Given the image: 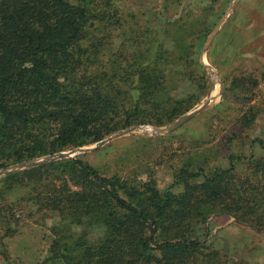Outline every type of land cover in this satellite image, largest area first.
Here are the masks:
<instances>
[{"label":"trees","instance_id":"1","mask_svg":"<svg viewBox=\"0 0 264 264\" xmlns=\"http://www.w3.org/2000/svg\"><path fill=\"white\" fill-rule=\"evenodd\" d=\"M116 1L0 0V168L99 141L131 124L126 116L116 121L123 89L115 99L107 79H76L101 53L99 36H107ZM138 72L142 89L162 93L163 76L157 83L151 71ZM133 103L134 111L141 108L139 97ZM242 121L248 127L253 117L245 114ZM228 158L229 167L209 175L180 169L179 193L161 192L151 181L127 185L78 158L45 161L5 177L33 182L36 211L62 216L63 225L50 229L56 237L50 255L39 264H215L219 252L194 235L212 212L264 232V159L250 155L251 172L240 177L234 167L239 156ZM200 176L201 182L188 181ZM90 228L100 230L93 240L84 237Z\"/></svg>","mask_w":264,"mask_h":264},{"label":"rangeland","instance_id":"2","mask_svg":"<svg viewBox=\"0 0 264 264\" xmlns=\"http://www.w3.org/2000/svg\"><path fill=\"white\" fill-rule=\"evenodd\" d=\"M113 5L112 25L105 39L99 36L101 53L91 56L76 79L84 84L95 76L107 79L115 99L123 89L116 121L123 123L126 116L131 124L50 160L78 158L127 185L151 181L161 192L175 193L184 187L177 182L180 169L209 175L229 167L230 154L239 156L237 175L250 173L249 156L264 159V0H117ZM136 68L139 75L151 71L157 83L163 76L162 93L142 89ZM129 91L141 102L136 111ZM245 114L253 117L248 127L242 125ZM25 168L0 174V264H39L56 239L51 227L63 225L57 213L36 211L33 182L6 180ZM9 226L15 232L5 235ZM196 227L194 235L219 252L215 264H264V232L218 211ZM99 233L90 228L84 237L93 240Z\"/></svg>","mask_w":264,"mask_h":264},{"label":"water","instance_id":"3","mask_svg":"<svg viewBox=\"0 0 264 264\" xmlns=\"http://www.w3.org/2000/svg\"><path fill=\"white\" fill-rule=\"evenodd\" d=\"M187 117L189 118V115ZM187 117H184L183 119H185V118L187 119ZM66 155L67 154H65V153H57V154H54V155L47 156V157H45L43 159L24 161V162L12 165V166L6 168L3 171H0V174L3 173V172H9V171H12V170H16V169L21 168V167L34 166V165L43 163L45 161H48L50 159H54V158H58V157L62 158V157H65Z\"/></svg>","mask_w":264,"mask_h":264},{"label":"bare ground","instance_id":"4","mask_svg":"<svg viewBox=\"0 0 264 264\" xmlns=\"http://www.w3.org/2000/svg\"><path fill=\"white\" fill-rule=\"evenodd\" d=\"M212 94H214V92H212Z\"/></svg>","mask_w":264,"mask_h":264}]
</instances>
